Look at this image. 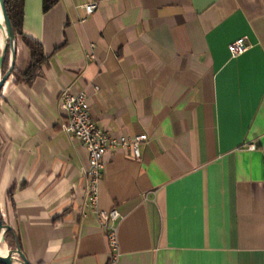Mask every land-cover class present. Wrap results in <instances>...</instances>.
I'll return each instance as SVG.
<instances>
[{"label":"crops","instance_id":"obj_1","mask_svg":"<svg viewBox=\"0 0 264 264\" xmlns=\"http://www.w3.org/2000/svg\"><path fill=\"white\" fill-rule=\"evenodd\" d=\"M23 34L47 60L0 94V207L30 264L112 254L89 208L88 151L63 129L67 89L86 91L109 135L148 136L140 158L115 148L103 161L98 209L121 215L117 264H264V0H58L47 12L25 0ZM242 38L248 51L232 57ZM30 65L19 41L17 71Z\"/></svg>","mask_w":264,"mask_h":264},{"label":"built area","instance_id":"obj_2","mask_svg":"<svg viewBox=\"0 0 264 264\" xmlns=\"http://www.w3.org/2000/svg\"><path fill=\"white\" fill-rule=\"evenodd\" d=\"M98 9L97 3L84 6L86 16H91ZM94 48V45L91 46ZM246 38L238 39L229 46L232 57H239L249 49ZM89 58H94L89 55ZM98 90V87H95ZM60 108L67 117L63 129L80 140L89 154L88 187L90 197L89 208L99 221L101 228L109 240L111 257L109 264H117L118 260V229L121 215L118 211H100L98 209V189L103 176L104 158L115 148L132 151L135 158H140L141 145L148 141L147 135L115 137L103 131L91 116L89 97L86 91L74 93L67 89L60 95Z\"/></svg>","mask_w":264,"mask_h":264},{"label":"trees","instance_id":"obj_3","mask_svg":"<svg viewBox=\"0 0 264 264\" xmlns=\"http://www.w3.org/2000/svg\"><path fill=\"white\" fill-rule=\"evenodd\" d=\"M58 0H44V11H49ZM7 11L11 19L15 34L17 36V44L22 41L29 49L31 54V65L29 69L20 73L17 71L16 64L12 76L17 78V81H22L31 84L34 79L41 73L42 66L47 58L42 45L23 34L24 7L25 0H5ZM9 67V53L4 63L3 73L5 74ZM6 243L9 250H16L19 245L18 239L14 233L8 232L6 235Z\"/></svg>","mask_w":264,"mask_h":264},{"label":"water","instance_id":"obj_4","mask_svg":"<svg viewBox=\"0 0 264 264\" xmlns=\"http://www.w3.org/2000/svg\"><path fill=\"white\" fill-rule=\"evenodd\" d=\"M0 16L2 18V22L0 19V29L5 31V39L3 42V46L0 50V94L5 87L6 83L12 77L14 67L17 60V36L15 34V30L13 28L11 19L9 17L5 0H0ZM9 53V67L6 73H3L4 63L6 57ZM8 232L13 233V228L8 225L3 219V215L0 207V236L2 237V241L4 244L6 243V235ZM30 264L27 256L21 249V247H17L16 250H9L7 256H0V264Z\"/></svg>","mask_w":264,"mask_h":264},{"label":"bare ground","instance_id":"obj_5","mask_svg":"<svg viewBox=\"0 0 264 264\" xmlns=\"http://www.w3.org/2000/svg\"><path fill=\"white\" fill-rule=\"evenodd\" d=\"M0 19L2 22L3 20L1 18V16H0ZM5 37H6L5 31L3 29H0V50H1V47L3 46V42H4ZM8 253H9L8 246L3 243L2 237L0 236V256H7ZM15 264H19V263H15Z\"/></svg>","mask_w":264,"mask_h":264}]
</instances>
